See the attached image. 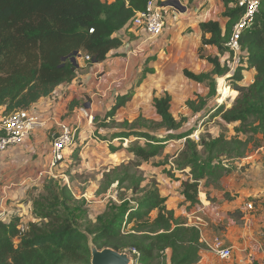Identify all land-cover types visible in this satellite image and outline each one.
<instances>
[{
    "label": "trees",
    "instance_id": "trees-1",
    "mask_svg": "<svg viewBox=\"0 0 264 264\" xmlns=\"http://www.w3.org/2000/svg\"><path fill=\"white\" fill-rule=\"evenodd\" d=\"M149 1L0 0L2 116L31 109L40 100L51 97L61 85L71 83L76 77V71H72L76 53L90 56V64L105 61L123 44L117 35L136 13L146 10ZM238 1L224 0L225 15L229 19L224 32L218 22L201 24L204 45H214L221 53L229 52L226 44L246 11ZM231 4L234 5L231 7ZM207 34L210 38H206ZM240 42L247 56L230 78V91L237 93V98L230 109L221 106L218 113L226 124L239 123L247 139L238 136L228 139L221 135L208 141H194L192 132L182 131L187 119L177 120L173 116L169 94L153 99L159 121L143 115L134 121L116 120L118 110L132 99L131 93L119 96L105 118L93 119L94 124L99 123L97 137L105 142L117 141L108 145L112 154L124 148L125 141L143 140L144 145L129 142L132 145L128 150L149 161L161 154L169 141L185 139L174 165L179 172L190 169L191 177L181 181L180 195L191 208L199 203L201 182L209 186V180L218 172L229 173L222 161L245 158L255 140L252 136L264 135V0L253 26ZM208 61L213 65L211 72L198 75L184 72L188 79L208 84L207 99L217 94V78L230 71L227 64L221 66L217 57H209ZM248 67L255 68L257 74L251 85L244 86L240 82ZM76 104L77 101L72 102L70 107ZM204 105L201 97L188 102L192 110ZM161 132L169 135L165 137ZM73 148L77 150L78 145ZM106 177L105 187L101 184L97 193L108 192L116 182L122 187L132 181L129 187L132 193L140 191L141 180L134 179L129 172L113 169ZM45 181L46 205L37 207L39 224L23 231L18 214L13 215L11 222H0V264H91L92 245L99 250L111 248L118 252L135 249L139 254L135 256L137 264H169L168 250H171L170 264H198L200 253L209 250L201 241L199 228L183 222L165 206L157 185L138 200L133 199L134 203L119 205L118 201H111L110 207L98 216L95 228L82 229L77 219L80 199L68 186L56 187L52 177ZM118 200L123 198L118 195ZM155 212L156 217L149 223ZM134 221L139 224L129 228Z\"/></svg>",
    "mask_w": 264,
    "mask_h": 264
},
{
    "label": "crops",
    "instance_id": "crops-1",
    "mask_svg": "<svg viewBox=\"0 0 264 264\" xmlns=\"http://www.w3.org/2000/svg\"><path fill=\"white\" fill-rule=\"evenodd\" d=\"M166 1L167 25L160 36L148 37L140 30L128 31L126 41L105 61L90 64L84 56L78 58L74 80L61 85L51 97L40 100L31 108L40 124L22 144L12 146L0 155V209L5 207L13 215L17 214L18 204L29 190L43 184L72 150L79 152L82 138L86 139L87 135L99 140L93 119L105 118L119 96L132 94L126 106L118 110L115 116L118 121H132L140 115L159 121L153 99L166 94L172 98L171 112L177 120L208 119L216 115L223 106L218 103L220 93L207 99L208 84L190 80L184 72L197 75L211 72L213 65L208 61L209 57H217L221 66L231 62L228 52L221 53L214 45H204L201 29L203 23L218 22L225 31L229 19L225 15L224 0H181L186 8L178 12L175 11L178 1H173L176 4L172 0ZM175 13L177 17L173 19ZM242 74L240 84L249 86L255 81L257 72L248 67ZM233 75L229 73L217 78V82L220 79L230 82ZM198 97L204 99L205 105L192 110L188 102L196 101ZM75 101L77 104L70 107ZM82 108H86L93 119L85 117L80 111ZM2 112L3 108L0 117ZM62 122L77 128L81 144L77 150H67L64 162L52 168L51 141L59 133ZM100 131L104 132L103 129ZM42 172L41 181L37 177ZM226 180L220 188H208L207 199L201 197L200 204L188 210L189 213L185 212L186 217L177 214L176 217L189 219L187 224L191 226L198 224L201 241L208 249L217 237L226 247H233L232 264H264V156L251 155L236 160L235 169ZM250 204L253 210L248 209ZM211 254L210 250L202 251L198 264H211L205 262ZM167 256L170 264L171 250L167 251Z\"/></svg>",
    "mask_w": 264,
    "mask_h": 264
},
{
    "label": "rangeland",
    "instance_id": "rangeland-1",
    "mask_svg": "<svg viewBox=\"0 0 264 264\" xmlns=\"http://www.w3.org/2000/svg\"><path fill=\"white\" fill-rule=\"evenodd\" d=\"M249 79L250 78L248 77V80ZM230 83L231 82H229L228 79H225L224 81L220 79L219 83L217 82L218 96L220 93L218 103L223 105L225 109H230L237 98V93H231L230 91ZM230 99L233 101L230 102ZM228 101L229 104H227ZM215 114L214 117L208 119L204 117L199 120L191 119L188 121L187 119L182 131L192 132L193 134L191 135V138L196 142H200L201 139H206L208 141L210 137L217 138L221 135L226 136L228 139L236 136L241 137L242 139H247L248 136L240 131L239 123L226 124L222 120L221 114L218 112ZM146 118L150 119L148 117ZM97 126H99V123ZM74 130L76 133V139L70 148L71 150L74 145L81 144L77 128H74ZM160 135L166 137L169 133L161 132ZM85 137L86 139L82 138L83 144L79 147V152L72 150L70 156L65 162L63 161L64 163H61L59 168L50 175L55 181L56 187L68 186L74 196L77 199H80V204L77 207L79 208L77 219L80 228L86 229L89 226H94L95 228L98 216L110 207L111 201H118L119 205L126 202L134 203L132 201L133 199L138 200L144 196L145 193L150 192L155 185L160 189L162 197L164 198L165 206L168 209L172 208L175 215L184 216L185 212L189 213L188 210H190L191 207L185 200H183V198L178 196H181V181L187 180L188 177H191L190 169H187L184 172H179L174 165L178 154L185 146V139L169 141L161 154L153 157L149 161H145L128 150V146L132 145L129 144V142L134 143L133 145H144L146 142L143 140L137 141L132 139L125 141L123 145L124 148L112 154L108 150L107 145L109 143L103 141L99 136V140L94 136L89 137L86 135ZM252 137H254L255 140L249 145V151L246 155H254V157H259L260 155L264 156V135L260 134ZM222 164L231 172L235 169L236 160L222 161ZM113 169H118L121 173L125 171L129 172L134 179L141 180L140 191L136 194L132 193L129 188L131 187V184H133L132 181L129 184H124L122 187H118V183L116 182L109 188L108 192L102 194L97 193L101 184L105 187L107 180L106 175L110 171H113ZM230 172H225L224 174L223 171L221 173L218 172L219 174L217 176L212 177L209 180V186H206L205 181L201 182L198 204L201 203V197L209 195L208 188H220L223 181L226 179L228 180ZM47 181H44V183L38 187L31 188L25 198L18 204L17 214L22 218L20 228H23L25 231L29 230L31 225L39 224L41 221L39 218L40 216L37 215V207L38 205H40V207L46 205L44 198L47 197V194L44 191V187L47 185ZM118 195H120L123 200L119 201ZM193 207H196V205ZM155 217L156 212L151 215V219L148 220V222L150 223ZM188 220L189 219L187 218H183L182 221L189 223ZM137 224H139V222L134 221L129 228ZM209 256L210 259L205 262H210L211 264H232L233 261V258H231L230 261H223L214 254Z\"/></svg>",
    "mask_w": 264,
    "mask_h": 264
},
{
    "label": "built area",
    "instance_id": "built-area-1",
    "mask_svg": "<svg viewBox=\"0 0 264 264\" xmlns=\"http://www.w3.org/2000/svg\"><path fill=\"white\" fill-rule=\"evenodd\" d=\"M175 1L179 2L175 11L178 12L182 8H186L185 3L181 0ZM166 2L168 1H149L146 10L136 13L134 18L129 21L128 25L117 36L123 43L126 41V32L128 31L140 30L147 34L148 37L160 36L167 25L165 12L168 4H166ZM260 4L261 0L238 1V5L244 7L246 11L239 22L234 26L233 33L226 44L229 49L228 53L231 55V62L227 63L230 68L229 73L235 74L236 68L242 64L244 57L247 56L246 52L242 49L240 41L243 34L253 26L256 15L259 13ZM176 17L177 13L173 15V19H176ZM82 56H84L88 63L91 61L90 56ZM80 111L85 117L93 119V116L86 108H82ZM39 124L40 123L31 109L16 111L10 115L0 117V130L2 132L0 135V155L5 153L10 147L22 144L27 139L30 132ZM59 126V133L54 136L51 141L52 168H56L59 163L65 160L66 151L72 147L76 139L75 130L70 123L62 122ZM43 176L44 173L42 172L38 175L37 179L42 181ZM35 180L33 179L34 182ZM248 209L253 210V205H248ZM12 217L13 214L5 207L0 209V222H11ZM194 226L199 228L198 224H194ZM21 229L23 230V228ZM209 250L221 260H230L233 257V247H226L224 241L220 237H217L213 243L209 245ZM126 253L133 256L134 259L136 255H139L135 249L127 251ZM135 263L137 264L136 259Z\"/></svg>",
    "mask_w": 264,
    "mask_h": 264
},
{
    "label": "water",
    "instance_id": "water-1",
    "mask_svg": "<svg viewBox=\"0 0 264 264\" xmlns=\"http://www.w3.org/2000/svg\"><path fill=\"white\" fill-rule=\"evenodd\" d=\"M81 57L82 54L76 53L72 58V61L74 63L72 71H76L78 66L77 59ZM91 250V264H136L134 257L126 252H118L111 248L99 250L95 245L91 246Z\"/></svg>",
    "mask_w": 264,
    "mask_h": 264
},
{
    "label": "bare ground",
    "instance_id": "bare-ground-1",
    "mask_svg": "<svg viewBox=\"0 0 264 264\" xmlns=\"http://www.w3.org/2000/svg\"><path fill=\"white\" fill-rule=\"evenodd\" d=\"M224 81V79H222Z\"/></svg>",
    "mask_w": 264,
    "mask_h": 264
}]
</instances>
